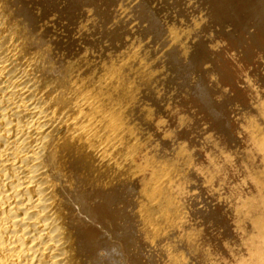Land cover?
I'll list each match as a JSON object with an SVG mask.
<instances>
[{"label":"bare ground","instance_id":"bare-ground-1","mask_svg":"<svg viewBox=\"0 0 264 264\" xmlns=\"http://www.w3.org/2000/svg\"><path fill=\"white\" fill-rule=\"evenodd\" d=\"M221 36L264 65V0H0V264H264V81L224 87Z\"/></svg>","mask_w":264,"mask_h":264},{"label":"rangeland","instance_id":"rangeland-1","mask_svg":"<svg viewBox=\"0 0 264 264\" xmlns=\"http://www.w3.org/2000/svg\"><path fill=\"white\" fill-rule=\"evenodd\" d=\"M219 42H220V44L218 46L219 50H218V55H217V58H218L217 62L221 67L228 70L229 73L231 74V76H233L232 78H229V79L220 78L221 82L223 85H225L224 87H226V89H229V91H231V93H233L236 96L237 100L240 103L246 104V103L253 100L256 93L263 90V88H261L260 85H261L262 81H264V65H262L258 61L259 59L253 58V61H252V59H250L251 61H249L248 59L243 58L241 52L238 49V46L235 44L233 45V43L229 39H227L226 36H221ZM241 57H242V60H241ZM258 89H261V90L258 91ZM189 98H190V100H189ZM189 102H192V103H189ZM182 103L183 104L175 107V109H173V111L170 112L168 120H167V125H170L172 128L175 127V125H177L176 127L179 130H180V127L178 126L177 122H178V116H180V114L188 115L192 112L191 114L198 115V116L200 115L204 118L203 114L200 113V111L197 110V108L194 106V103L191 100V97H187L186 95L183 96ZM188 107H189V111L187 110ZM175 110H177V111H175ZM232 117H233L231 120L232 132L237 137L239 136V139L242 140V141L239 140L242 147L248 146V143H249V132H248V130L237 128L238 118H236L237 116H234V115ZM174 118H175V120H174ZM205 119L206 118H204V120ZM166 126H165V129H162V131L166 130ZM203 126H204V128H203L204 132H207V133H205L207 135L215 129V127H213V129H212L213 125L207 124L206 121L204 122ZM208 130H210V131H208ZM237 134H239V135H237ZM198 151H199L198 153L200 154V155H198V158H197L199 161V165H201L202 168H204L205 166L210 165L212 163L213 164L212 169L214 170V172H216V175H217V181L216 182L219 183V180H220L219 185L220 186L223 185V186H221L220 190L218 189V191H216L215 187H210L209 190H208V186H206V188H205L208 192L211 193V196L213 195V192H214V195L218 192L216 194L218 197L216 195H215L216 197L214 195L212 196L213 202L215 201L213 203L214 206H216L215 208L220 210L223 208L224 204L232 203V201H233L235 207L240 206V205H241L240 207H243L242 202L244 201L245 196L248 192L247 187L243 184V181H242V179L245 178V173L237 170L236 163H234L232 156L230 154L226 153L225 155H221L220 157H218L216 159L217 161L216 160L212 161L211 156H210L208 151H206L205 149H203L201 147H198ZM216 169H217V171H216ZM201 172H200V175L204 176L205 175V173H203L204 171L202 173ZM208 175H209V173H208ZM246 189H247V191H246ZM231 191H232V193H231ZM219 192H221V193H219ZM210 193H208V195H210ZM227 193L230 195L229 197H228V195H226ZM220 195H224L223 200L222 199L220 200V198H222V196H220ZM231 196H232V198H231ZM225 198H227V199H225ZM229 199H230V201H229ZM192 223H195V222H192ZM240 237H241L240 240L244 241L245 245H246V248L244 247V250H245L244 255L247 253L245 255V257L247 256L246 259L251 260V262L253 264H255V263L259 264V263H257V260L252 258L254 255L251 253L252 250H251V246L248 243V241H245V238L243 235H240ZM249 250H251V251L249 252ZM248 254L250 256H248ZM144 257H146V255ZM226 262H227L226 264H236L235 256L229 255L227 257Z\"/></svg>","mask_w":264,"mask_h":264}]
</instances>
